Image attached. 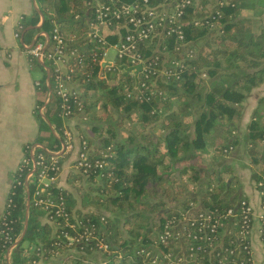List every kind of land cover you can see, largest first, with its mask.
I'll list each match as a JSON object with an SVG mask.
<instances>
[{"label":"trees","instance_id":"16d2710c","mask_svg":"<svg viewBox=\"0 0 264 264\" xmlns=\"http://www.w3.org/2000/svg\"><path fill=\"white\" fill-rule=\"evenodd\" d=\"M37 2L39 8L33 15L23 17V28L19 30L22 45L33 44L42 32L49 33L50 37L56 22L67 37L77 38L73 46L89 54L85 50H91L87 34L92 14L86 0ZM263 8L264 0H195L182 16L185 43L166 36L159 46V39L140 46L148 61L166 60L169 67L179 62L175 68L178 73L171 77H157L152 73L146 77V71L141 70L136 78L132 70L120 78L125 68L119 69L116 65L111 71H105L104 76L103 66L90 60L86 69L90 77L83 72L79 77L85 80L80 88L81 112L92 120L89 131L93 139L82 138L89 142L90 159L102 161L104 166L87 174L71 173V183L80 197L89 200L92 196L88 190L80 182L74 184L81 176L86 177L93 184L90 188L96 191L99 206L117 214L123 229L127 228L128 237L120 233L115 218L77 209L73 193L61 186L48 192L56 199L63 196L70 223L62 217L54 221L52 215L36 204V185L32 182L26 185L25 172L18 171L16 176L24 184L14 189L10 207L13 235L19 239L23 233L28 194L29 226L10 258L5 248L0 247V264H37L41 259L57 258L73 248L85 255L68 254L57 264H92L86 256L94 251L103 253L102 264H184L180 261L183 253L176 255L179 248L175 247L182 246L179 240L168 244L159 240V234L166 228L175 230L174 225L186 213L194 217L205 210L224 213L232 207H237L234 220H240V202L247 198L235 195L233 181L228 177L233 172L230 166L224 165L221 169L215 166L217 170L204 178L207 182L200 190L202 196L192 190L204 184L201 180L205 168L213 167L222 155L233 149L236 140L232 132L241 117L243 103L253 89L264 83V28H259L258 19ZM40 20L43 21L39 26ZM50 47L51 43L46 50ZM30 60L36 61L45 72V78L38 85V104L45 117L38 113L40 133L29 145L37 144L36 156L44 153L50 157L51 152L61 149L65 140L61 100L55 91L51 63H42L33 56ZM117 64L128 65L124 60ZM47 67L51 70L52 95L45 106L50 94ZM258 107H264V97L260 98ZM258 109L248 129L250 161L260 169L264 164V112ZM207 155L211 158L206 165L203 162ZM254 177L259 180L258 172ZM199 198L202 206L195 209L194 203ZM165 200L178 201L177 207H167ZM40 210L46 213L50 223L41 222ZM103 215L105 223L99 218ZM74 217L84 225H94L96 235L104 238L109 248L99 249L97 239L70 244L63 234L77 236L86 227H72L76 223ZM236 241L235 233H227L223 245L215 252H198L190 263L218 264L216 253H222V248H232L231 243ZM181 242L187 244L189 240L185 237Z\"/></svg>","mask_w":264,"mask_h":264},{"label":"built area","instance_id":"2783aa9c","mask_svg":"<svg viewBox=\"0 0 264 264\" xmlns=\"http://www.w3.org/2000/svg\"><path fill=\"white\" fill-rule=\"evenodd\" d=\"M194 1L86 0L87 7L92 14L90 30L87 34V42L91 45V50H85L89 54L83 53L82 49L73 46L77 43V38L74 35L67 37L56 22L50 40L47 39L46 33L42 32L33 44L23 43V47L30 56L51 63L55 91L61 100V115L66 120L73 117L75 112L83 110L80 88L82 81L85 80H81L79 75L83 72V75L90 77L86 73L90 60L100 66L107 63L105 67L101 68V73L104 76H106L105 71H111L120 60L126 61L127 66L141 63L143 65L142 70L146 71V77L151 73L158 75L157 77L176 75L178 72L175 68L179 62H175L173 67H169L166 60L161 62L157 60L148 61L140 52V46L155 39H159L157 43L159 46L166 36L176 37L178 41L184 42L185 30L181 22L182 16L185 10L193 5ZM22 20L18 23L15 32L17 38H20L19 30L23 28ZM49 43H51V47L47 51L46 47ZM111 50L114 51L116 59H110ZM88 55H91V58H88ZM72 83L78 89L71 88L70 84ZM37 85H40V82H37ZM64 136L65 140L61 149L51 152L50 157L44 153H39L36 156L37 145H28L26 154L15 172L4 211L0 215V247L5 248L9 258L18 243V238L13 235L12 221L9 219L14 189L16 186L24 184V180L16 176L18 171L25 172L23 177L26 185L30 182L36 185V204L40 205L47 214L52 215L51 218L54 221L62 217L67 224L70 223V215L65 209L66 203L63 196L56 199L48 192L49 189L60 186L58 181L62 171L61 153L63 155L71 153L75 148L72 132L65 129ZM80 143L81 147L74 168L86 174L103 168L104 163L102 161L93 162L90 159L88 140L82 138ZM27 153H30L31 157ZM258 174L260 178L256 185L260 195L259 215L256 216L248 199H243L240 202V220H234L237 207H232L224 213L205 210L194 217L190 213H186L174 225L175 230L166 228L164 232L159 234V240L166 244L171 240H179V245H181L184 244L181 241L186 237L189 240L187 244L185 243L186 256L182 255L180 261L185 258L192 262L198 252H208L209 250L212 254L223 245V239L227 233H235L237 241L231 243L233 247L222 248L224 250L222 253H216L218 264H255L254 248L251 241L255 217L259 218L258 233L264 246V164L259 169ZM45 193H48V196ZM74 218L76 223L71 224L72 227H86L77 236H71L66 232L63 234L70 244L97 239L99 249L106 251L109 248L104 238L96 235L94 225H84L78 217ZM99 218L101 222H106L105 215ZM142 252L146 251L143 250ZM243 253L244 256H242ZM146 254L148 256L149 252ZM176 255L178 256L180 253ZM183 262L185 263V261Z\"/></svg>","mask_w":264,"mask_h":264},{"label":"crops","instance_id":"0c3cea01","mask_svg":"<svg viewBox=\"0 0 264 264\" xmlns=\"http://www.w3.org/2000/svg\"><path fill=\"white\" fill-rule=\"evenodd\" d=\"M37 8H39L37 0H0V215L4 211L11 183L26 154L27 146L33 144L40 133V123L36 121L35 125L32 116L24 121L22 119L17 120L22 125L21 129H16L17 124L15 121H11L12 116L8 115L7 111L8 107L15 108L18 111L23 110L20 107L26 106L29 107L28 112L33 114L34 108L39 107L40 94L37 82L41 80L33 79L31 76L30 55L24 49L21 40L15 36L18 23L24 16L33 15L34 10ZM258 19H260L259 28H264V8L262 14L258 15ZM42 21L40 20L39 25L42 24ZM70 86L78 89L74 83ZM262 92H264V85L253 89L252 94L249 95V100H245L243 113L232 132L236 143L233 149L222 155L215 164L218 169H221L224 165L232 168V175L228 177L230 181H233L235 195L244 196L250 200L256 207L257 213L260 212V200L255 185L254 173L257 172L259 167H253L250 161L248 125L259 108L258 102L264 96L261 95ZM251 104V107H247ZM47 105L45 103V106ZM258 111L264 112V107H260ZM78 119L77 117H71L64 122L65 129L73 134L76 149L72 153L66 154L63 164L64 170L59 183L61 187L70 189L77 202L79 201V195L71 183V175L69 174L70 172L73 174L76 172L74 164L81 138L88 136V139H93L89 131L90 126ZM51 130L59 137V133L55 130L53 124ZM17 133L22 135L16 137ZM201 204V200L196 201L194 203L195 209L200 208ZM39 214L42 223L49 222L46 213L40 210ZM259 225L260 222L257 217V230L253 238L254 258L255 261L257 260V264H264V246L258 233ZM53 261V258L41 259L37 264H53Z\"/></svg>","mask_w":264,"mask_h":264},{"label":"rangeland","instance_id":"374dc122","mask_svg":"<svg viewBox=\"0 0 264 264\" xmlns=\"http://www.w3.org/2000/svg\"><path fill=\"white\" fill-rule=\"evenodd\" d=\"M109 57H110V59H116V57H115V55H114V51H110V53H109ZM29 62H30V64H31V70H30V72H31V76L33 77V79H36V80H43L44 78H45V72H44V70L40 67V65H38L37 63H36V61L35 62H32L31 60H29ZM262 85H264V83L262 84ZM261 87V86H260ZM264 92H262V94L261 95H264L263 94ZM252 94V93H251ZM249 97L250 96H248L246 99H247V101L249 100ZM264 97V96H263ZM245 102V101H244ZM251 102V101H250ZM244 104V103H243ZM252 106V104L249 106H247V107H251ZM20 109H23V110H18V111H16L15 110V108H12V107H8L7 108V111H8V115H11L12 116V118H11V121H15L16 122V124H17V126H16V129H18V128H20L21 129V125H22V123L21 122H19V121H17V120H20V119H22V121H24L25 119H27V118H29L30 116H32L33 117V120L35 121V125H36V121H38L39 123H40V120L38 119V113H41V111H43V109H40L38 106L37 107H35L34 108V110H33V114H32V112L31 113H29L28 111H29V107H26V106H23V107H20ZM242 113H243V109H242V112H241V115H242ZM73 117L75 118V117H77V119L78 120H82V121H84V122H86L89 126L91 125V121L92 120H90L91 118L90 117H85V116H83L82 115V112L80 111V112H75L74 113V115H73ZM240 119V118H239ZM68 119H64V122H66ZM239 121V120H238ZM91 122V123H90ZM22 134L21 133H17V136L16 137H18V136H21ZM86 135V134H85ZM65 137V136H64ZM88 136H86V138H87ZM88 139V138H87ZM81 140H82V138H81ZM81 140H80V142H81ZM79 142V145H78V147H77V155H76V158H75V161H76V159H77V156H78V152H79V150H80V147H81V143ZM75 149H76V144H75V148H74V150L73 151H75ZM72 151V152H73ZM71 152V153H72ZM67 154H70V153H67ZM61 155L63 156V157H61V159H63V163H62V171H61V174H60V177H59V181H58V185H59V183H60V178H61V175H62V173H63V170H64V167H63V164H64V160H65V157H66V154H65V156L63 155V153H61ZM210 156L209 155H207L205 158H204V164H206L207 165V162L210 160ZM215 166L216 165H214L213 167H211V166H209V167H207V168H205L206 170H205V175L203 176V178H202V180H201V182L202 183H204L203 185H201V187H200V189H193L192 191H196L197 190V192L199 193V195H201L202 196V192H200V190L201 189H204V187H205V182H207V180H205L204 178L206 177H208V175H210L211 174V171L212 170H217V169H215ZM73 169V168H72ZM74 170L76 171V172H78V170L76 169V168H74ZM259 171V168H258V170H257V172ZM74 172V171H73ZM76 172H74V173H76ZM72 172H70V174H71ZM69 174V175H70ZM74 175V174H73ZM72 175V176H73ZM81 183L82 185H83V189L84 190H88V192L90 193V196H92L89 200H88V198L87 197H84V198H82V197H80L79 196V201L77 202V209H81L82 208V211H94V212H99V213H102V214H105V215H109V216H111V217H113V218H115V220H116V222H117V225L120 227V233L122 232V235H124V237H128V235H127V228H125V229H123V226H122V221L119 219V218H117V214L116 213H111V212H108L107 211V209L105 208V206H99V204H98V200H96L97 198L95 197L96 196V191H94L93 189H91L90 188V185H93L92 183H90V182H88V180H86V177H82L81 176V179L80 180H77L76 182H74V184L76 185L77 183ZM257 184V180H255V185ZM256 189H257V193H258V195H259V190H258V188H257V185H256ZM83 190V191H84ZM76 191V190H75ZM189 193H191V192H189ZM201 198V197H200ZM199 198V200H201ZM259 200H260V195H259ZM165 202L167 203V207H177V202L178 201H175V202H170V201H168V200H165ZM249 202H250V204L253 206V208H254V211H255V213H256V216L257 215H259L260 214V212L259 213H257L256 212V207L254 206V204H252L251 203V201L249 200ZM84 204H85V206H84ZM202 205V204H201ZM166 207V208H167ZM195 207V206H194ZM78 215V214H77ZM256 230H257V228H256V217H255V220H254V223H253V229H252V233H251V237H252V245H253V238H254V234H255V232H256ZM152 235V234H151ZM254 247V246H253ZM175 248H179V250H178V252L176 253V254H179V253H183V256H186V244H182V246H178L177 245V247H175ZM68 254H72L73 256H75V257H81V256H84L85 255V253H83L82 251H78V250H76V249H69V250H66L62 255H60L59 257H57V258H53V264H57L58 262H62L63 260H64V258L66 257V255H68ZM86 258H87V260L88 261H90L92 264H102V262H101V260H103L104 259V255H103V253L101 252V251H94L93 253H91V254H88L87 256H86ZM183 261H185V263L184 264H191L190 262V260H188V259H185V258H183ZM254 262H256V264H257V260L255 261L254 260ZM74 262H71L70 264H73Z\"/></svg>","mask_w":264,"mask_h":264},{"label":"water","instance_id":"95a60500","mask_svg":"<svg viewBox=\"0 0 264 264\" xmlns=\"http://www.w3.org/2000/svg\"><path fill=\"white\" fill-rule=\"evenodd\" d=\"M38 9V8H37ZM40 26V25H39ZM46 37L47 39L49 40L50 37H49V33H46ZM39 36L36 37V39H38ZM42 63H44V61H42ZM107 63H105L103 65V67H105ZM119 69H122V68H125V71L121 72L119 74V77L121 78L122 75L124 74H129L132 70H135V77L137 78L139 72L142 70L143 68V65L140 63V64H137V65H134V66H127V65H118V64H115ZM47 70V83L49 85V89H50V94H49V97H48V100L46 102V104H49L50 101H51V95H52V85H51V81H50V76H51V70L49 67L46 68ZM42 113V116L45 117L43 111H41ZM47 122L49 123V125L52 127V124L49 120H47ZM29 208H30V196L28 194V203H27V210H26V218H25V225H24V230H23V233L22 235L20 236V238L18 239V243L21 242L24 237H25V234L27 232V229H28V226H29Z\"/></svg>","mask_w":264,"mask_h":264}]
</instances>
